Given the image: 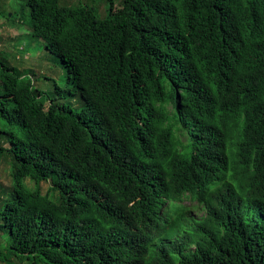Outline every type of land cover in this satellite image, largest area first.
I'll return each mask as SVG.
<instances>
[{
    "label": "trees",
    "instance_id": "1",
    "mask_svg": "<svg viewBox=\"0 0 264 264\" xmlns=\"http://www.w3.org/2000/svg\"><path fill=\"white\" fill-rule=\"evenodd\" d=\"M23 3L67 84L0 58V263L264 264V0Z\"/></svg>",
    "mask_w": 264,
    "mask_h": 264
},
{
    "label": "rangeland",
    "instance_id": "2",
    "mask_svg": "<svg viewBox=\"0 0 264 264\" xmlns=\"http://www.w3.org/2000/svg\"><path fill=\"white\" fill-rule=\"evenodd\" d=\"M23 1L0 0V58L17 67L22 85L32 81L36 89L46 91L53 96L57 85L60 88H65L66 73L59 60L48 53L45 42L31 35L30 26L25 19L21 18L24 8ZM62 2L63 5L69 7H77L82 4L93 5L98 18L102 19L106 16L107 0H62ZM121 3L122 0H115L116 7H120ZM24 10L27 14L29 13L27 7ZM48 105L49 102H47ZM169 110H171L170 107ZM181 140L185 142L186 138L181 136ZM4 147H9V145ZM27 185L31 188L36 187L35 182L31 180H27ZM41 185L44 193L51 190L50 182H44ZM12 186V162L8 157L0 155V205L1 201L9 196ZM53 197L55 198L56 194ZM191 205H195V203ZM194 211V216L197 218L205 214L202 209Z\"/></svg>",
    "mask_w": 264,
    "mask_h": 264
},
{
    "label": "clouds",
    "instance_id": "3",
    "mask_svg": "<svg viewBox=\"0 0 264 264\" xmlns=\"http://www.w3.org/2000/svg\"><path fill=\"white\" fill-rule=\"evenodd\" d=\"M189 133H191V130H190V132ZM190 136H191V134H190ZM186 202H189L190 204H187ZM193 203H195V205H191V204H193ZM173 205H176V206H183V207H186V208H188V209H190L191 210V215H192V217H194V218H196V219H200V218H197V217H195L194 216V210H198V209H202L204 212H205V210L203 209V207L198 203V201H196L195 199H192V197L190 196V194L189 193H185L179 200H177V201H175V202H173L172 203ZM205 215V214H204ZM203 215V216H204ZM202 216V217H203Z\"/></svg>",
    "mask_w": 264,
    "mask_h": 264
}]
</instances>
